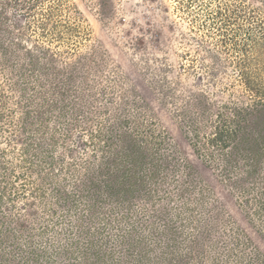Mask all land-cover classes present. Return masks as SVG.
<instances>
[{"label":"rangeland","instance_id":"obj_1","mask_svg":"<svg viewBox=\"0 0 264 264\" xmlns=\"http://www.w3.org/2000/svg\"><path fill=\"white\" fill-rule=\"evenodd\" d=\"M263 32L264 0H0V264H264V140L209 139Z\"/></svg>","mask_w":264,"mask_h":264},{"label":"trees","instance_id":"obj_2","mask_svg":"<svg viewBox=\"0 0 264 264\" xmlns=\"http://www.w3.org/2000/svg\"><path fill=\"white\" fill-rule=\"evenodd\" d=\"M32 6H33V4H32ZM28 8L30 9L31 6H29ZM224 15H225L224 20L226 21L227 14H224ZM217 16L223 17L220 10L217 11ZM41 17H43V18L41 20H39L37 22V24L44 31L46 29V27L49 25V23H52L54 15H53L52 11H50V12L48 11L47 13H43V15ZM230 17L231 16H227L228 19H230ZM261 23L262 22L259 21L258 27H261ZM31 27H33V26L28 24V28L30 30H31ZM263 35H264V32H263ZM35 46L37 48L42 49L45 52V54H47V57H45V59H47V61H49L51 63H52V61L54 62V54H49L48 50L46 48L42 47V45H39V46L35 45ZM24 49H25V54L28 55L30 58L32 57L31 65L33 66V68L32 69L20 68L19 73L21 76H23L22 78L27 82V86L30 87L29 85H31L30 88L35 89L36 86L33 82H31V78L35 77L34 81H36V78L38 76L37 74L42 72V71L45 72L46 71L45 69H47L45 66H47L48 63H46V65L42 64V62L39 60L37 55H34L32 53L30 48H24ZM48 57H49V59H48ZM21 65H23V64H21ZM251 86L253 87V88H251V87L249 88V90L251 92H253V93L255 92L256 94L260 93L262 96H264L263 91L260 90L261 88H258L255 85H251ZM37 93L38 92H36L35 95H38ZM259 97H261V96H259ZM259 97L256 98V107L255 108L249 107V106H244V107L242 106V107H239L238 110H235L236 115L227 118V121L229 122L228 123L229 126H225L226 120H224L222 126L220 127L221 129L216 128L215 134L209 138L210 141L213 143L219 142V144L222 147L227 146V145L232 144V143H233V146L235 148H237L239 145H242L245 148L244 149V151H245L244 155L248 156L250 158L254 157L253 153L254 152L256 153L257 150H261V143H262V140H264V132L255 133V128L254 127L252 128V126L250 124V123H253L257 126L259 124H261L264 127V119H263L264 118V100L263 101L260 100ZM6 103L7 102L4 99L3 100V106L8 107L6 105ZM0 111H1L0 116L3 117L2 115H4V113L2 110H0ZM39 113L41 114V112H39ZM26 114L28 115V111L26 112ZM249 117H250V119H248ZM261 118H262V120H260ZM232 125H234V126H232ZM247 127L252 128V131L254 132V134L257 137L252 134V131H250V132L246 131ZM239 135H240V138H236L237 136L239 137ZM125 137L126 138L128 137L127 134H125ZM132 141H134V143H137V142L139 143V141H137L135 139ZM131 149L133 150V147ZM132 152H134V151H132ZM255 153H254V155H255ZM116 155L119 156L120 154H118L116 152ZM123 155H125V152L122 155H120L119 158L123 157ZM140 157H141L140 159L137 158L139 163L144 161V159H143L144 157H142V156H140ZM126 176H127V174H126ZM112 187L113 186L111 185L110 188L112 189Z\"/></svg>","mask_w":264,"mask_h":264}]
</instances>
